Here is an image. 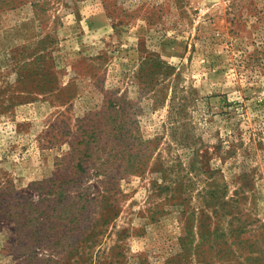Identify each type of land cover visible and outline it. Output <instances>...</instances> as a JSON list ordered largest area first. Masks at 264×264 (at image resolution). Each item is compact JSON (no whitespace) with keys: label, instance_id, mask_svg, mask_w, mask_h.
<instances>
[{"label":"rangeland","instance_id":"374dc122","mask_svg":"<svg viewBox=\"0 0 264 264\" xmlns=\"http://www.w3.org/2000/svg\"><path fill=\"white\" fill-rule=\"evenodd\" d=\"M0 264H264V0H0Z\"/></svg>","mask_w":264,"mask_h":264}]
</instances>
